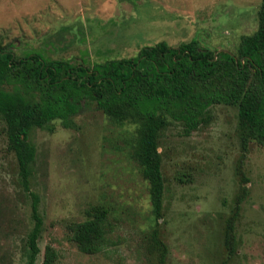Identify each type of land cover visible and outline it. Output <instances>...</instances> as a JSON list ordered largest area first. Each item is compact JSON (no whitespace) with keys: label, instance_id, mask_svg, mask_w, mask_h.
Wrapping results in <instances>:
<instances>
[{"label":"rangeland","instance_id":"1","mask_svg":"<svg viewBox=\"0 0 264 264\" xmlns=\"http://www.w3.org/2000/svg\"><path fill=\"white\" fill-rule=\"evenodd\" d=\"M261 0H0V44L15 52L40 49L52 58L92 66L137 55L144 45L197 39L236 52L242 35L258 26ZM0 115V264H26L33 226L31 198L20 183ZM134 126L110 120L86 100L64 127L59 120L35 127L30 189L39 195L43 227L36 264L46 246L54 264H149L144 234L154 224L148 182L129 156ZM159 151L164 177L165 264H223V231L239 184L237 108L214 105L206 123L188 135L173 123ZM243 169L249 182L236 223L237 254L226 264H264V146L249 143ZM103 205L112 226L110 245L81 252L69 226Z\"/></svg>","mask_w":264,"mask_h":264},{"label":"trees","instance_id":"2","mask_svg":"<svg viewBox=\"0 0 264 264\" xmlns=\"http://www.w3.org/2000/svg\"><path fill=\"white\" fill-rule=\"evenodd\" d=\"M15 46V42L0 44V115L20 183L31 198L33 226L26 240V264H36L43 227L39 195L30 189L36 153L30 131L54 120L71 127L86 100L95 101L113 122L134 126L129 156L148 182L154 217L143 238L149 264H165L167 255L159 221L165 189L159 151L163 131L179 123L188 135L207 122L212 106L237 108L239 187L224 224L223 264L237 254L236 223L249 182L243 163L251 141L264 146V0L257 29L241 36L236 52L211 50L195 38L177 46L158 41L142 46L137 55L85 66L52 58L40 49L17 54ZM69 229L81 252H101L110 245L109 209L92 206L87 218L71 223ZM55 258L54 248L46 246L43 264H54Z\"/></svg>","mask_w":264,"mask_h":264}]
</instances>
